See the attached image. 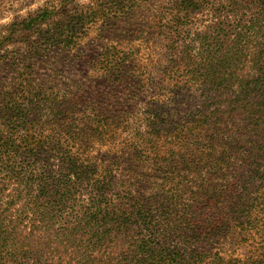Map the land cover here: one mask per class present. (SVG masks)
I'll return each instance as SVG.
<instances>
[{"label":"trees","instance_id":"obj_1","mask_svg":"<svg viewBox=\"0 0 264 264\" xmlns=\"http://www.w3.org/2000/svg\"><path fill=\"white\" fill-rule=\"evenodd\" d=\"M32 1L0 0V264H264V0Z\"/></svg>","mask_w":264,"mask_h":264},{"label":"rangeland","instance_id":"obj_2","mask_svg":"<svg viewBox=\"0 0 264 264\" xmlns=\"http://www.w3.org/2000/svg\"><path fill=\"white\" fill-rule=\"evenodd\" d=\"M41 1L42 0H34V2L32 1V4L29 6L28 5L26 6L25 4L21 5V10L18 11V13L22 14L29 9L35 8L37 5L41 3ZM12 17H13V11H6L4 12V17L0 22L9 21ZM98 33L99 31L97 25H92V27L87 32V36L81 41V45H80L81 52L78 53L77 57H81V56L83 57V63L81 66L84 65V68L85 65H88L86 66L88 68L89 63H92L94 61L93 58L95 56L94 49L96 50L100 44L107 42V40H104L101 37H99Z\"/></svg>","mask_w":264,"mask_h":264}]
</instances>
